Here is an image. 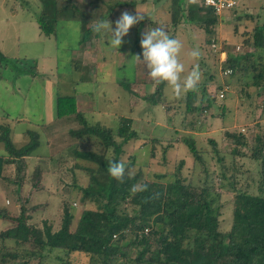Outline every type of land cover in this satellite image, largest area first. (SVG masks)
I'll return each instance as SVG.
<instances>
[{
    "label": "rangeland",
    "instance_id": "rangeland-1",
    "mask_svg": "<svg viewBox=\"0 0 264 264\" xmlns=\"http://www.w3.org/2000/svg\"><path fill=\"white\" fill-rule=\"evenodd\" d=\"M136 1L137 5L129 7L128 11L132 14L141 12L145 18L129 30L118 50L111 48L107 38L99 34L97 38L81 43L83 29L90 25L87 21L61 19L56 36L49 38L41 35L36 17L44 9V0H0V39L6 38L5 51L10 60L8 66L0 70V123L2 115L11 114L7 121L11 124L13 140L17 145L27 142L24 136L26 129H37L41 133V144L35 155L26 159L23 184L31 181V171L40 163L38 155L53 154L67 146L69 150L77 145L87 151L106 152L101 141L95 137L77 139L70 135L71 129L80 126L75 116L55 120L57 95H77V107L83 109L81 111L91 124L101 123L116 130L121 116L133 118V128L138 136L125 144L122 154L124 163L136 161L137 167H143L147 177L157 178L166 174L160 179L170 180L183 160L182 174L187 181L199 190L203 187L212 190L214 204L220 211V229L227 232L233 223L235 190L259 192L260 163L251 156V144L259 129L264 128V88L252 85L253 76L258 72L250 68V61H245L249 66L248 73L243 70L234 75L225 74L223 55L214 52L211 41L207 46L206 40L218 37V45L232 56L252 52L244 41L253 34L257 25L264 24V0H238V7L224 11L219 17L220 23L213 35L188 20L177 30L170 23L166 24L171 21L168 11L170 0H160L162 12L159 13L155 12L152 0ZM49 10L52 12L53 6ZM8 20L14 23L10 25L11 34L7 36L1 30L2 24ZM150 20L164 22L170 37L181 41L183 47L179 59L185 65L184 74L197 63L202 73L198 90L190 91L179 99L174 98L169 86L165 85V97L175 107H171L173 110L170 113L162 104L154 105L144 99L156 91L157 84L147 74L144 64L133 59L135 55L142 54L141 34L147 30ZM109 21L114 29L116 19ZM156 27L154 25L152 29ZM193 49L200 50L199 60L189 57L188 53ZM257 56L258 53L254 56L255 60H258ZM127 83L131 90L126 88ZM221 83L228 86V93L222 101L219 93L216 94V88ZM208 92L216 94L218 99L211 106L212 110L205 111L200 107L206 104ZM189 104L199 106L194 114L187 113ZM222 104L226 106L225 111L220 107ZM44 121L48 124H43ZM192 124H195L194 130H191ZM227 131L244 133L249 139V146L241 147V153L235 155L232 152L235 145L225 138ZM192 133L196 136L201 161L194 160L187 145L181 142L170 149L168 159H164L162 146L169 141L156 142L153 139L170 136L182 139ZM116 139L121 141L118 137ZM211 139L217 141L218 151ZM154 143L159 150L157 157L151 159ZM106 153L114 157L112 149ZM3 154L5 147L0 142V155ZM56 168L57 165H52L47 173L51 188L57 185ZM65 170L61 175L64 179L61 180L63 199L60 203L63 204L72 197L71 187L66 183L72 174ZM17 172V165L8 163L4 176L14 177ZM4 180L0 179V208L19 212L15 202L19 187ZM75 200L78 216L83 204L76 197ZM56 201L59 203V199ZM53 205L54 220L58 224L60 208L56 207L57 204ZM59 206L63 207L62 204ZM88 207L95 208L96 204L90 202ZM4 226L5 222L0 218V229ZM141 248L130 244L129 255L134 258ZM87 261V257L82 255L77 264H87ZM31 264H36V261Z\"/></svg>",
    "mask_w": 264,
    "mask_h": 264
},
{
    "label": "trees",
    "instance_id": "trees-1",
    "mask_svg": "<svg viewBox=\"0 0 264 264\" xmlns=\"http://www.w3.org/2000/svg\"><path fill=\"white\" fill-rule=\"evenodd\" d=\"M136 5V0H44V9L37 22L41 34L50 37L57 35L61 19L87 21L90 25L83 29L81 39V43H87L98 37L91 30L96 20H117L123 11ZM50 6H53L52 12ZM168 9L171 21L166 24L170 23L175 30L188 20L209 35L215 33L222 16L204 0H170ZM147 24V30L154 25L166 26L158 20H150ZM208 39L206 45L210 41H220L214 36ZM244 44L252 52L242 56L228 53L223 69L231 68L233 72L230 75L243 70L248 73L249 66L245 61H250V68L258 72L251 83L262 89L264 24L257 25ZM257 53L258 60H255ZM9 61L0 49V70ZM166 84L157 85L156 91L144 99L154 105L162 104L170 113L175 107L165 97ZM125 86L131 90L128 83ZM225 86L219 84L216 94H220ZM227 93L228 90L224 97L218 94L219 99L222 101ZM216 94L208 92L206 104L200 109L210 110L218 99ZM76 97L57 95L55 120L75 116L80 126L71 129L70 135L77 139L95 137L106 152L112 149L114 157H109L106 152L83 150L78 145L69 150L67 146L53 154L38 155L40 163L35 165L31 181L25 185L22 174L26 158L35 155L41 144V133L37 129H26L24 136L27 142L17 145L11 124L1 122L0 142L4 144L5 154L0 155V179L19 187L15 202L20 211L0 208V218L5 222L0 229V264H31L33 261L36 264H77L82 255L87 257V264H264V128L259 129L251 144V156L260 163L259 192L235 190L233 223L225 232L220 229V211L214 204L212 190L207 187L199 190L187 181L182 174L183 160L170 180L160 179L166 174L157 178L147 177L143 167H137L133 160L125 163L131 169V175L126 173L123 183L112 178L107 172L108 161H123L125 144L138 136L133 128L134 120L121 116L116 130L101 123L91 124L84 112L78 109ZM196 107L199 106L189 104L187 113L194 114ZM220 107L225 111V105ZM190 127L194 130L195 124ZM225 138L235 145L232 150L235 155L241 153V147L250 144L242 132L227 131ZM153 139L156 142L169 141L162 146L164 159H168V152L175 145L185 143L194 160H202L195 133L182 139L175 136ZM211 142L218 151L217 141L211 139ZM158 150L154 143L151 159L157 157ZM71 153L72 157H69ZM8 163L17 165L18 172L14 177L4 176ZM52 165H57L55 177L58 178L54 188L48 184L47 177L44 178ZM63 169L72 174L66 182L71 187L72 197L64 204L60 203L63 199ZM134 185H147V190L133 194ZM75 197L83 204L78 216ZM90 202H94L96 207L89 208ZM53 204L60 208L58 224L54 220ZM61 204L63 207L59 206ZM130 244L142 247L134 258L129 255Z\"/></svg>",
    "mask_w": 264,
    "mask_h": 264
},
{
    "label": "clouds",
    "instance_id": "clouds-1",
    "mask_svg": "<svg viewBox=\"0 0 264 264\" xmlns=\"http://www.w3.org/2000/svg\"><path fill=\"white\" fill-rule=\"evenodd\" d=\"M144 18L145 16L141 12L136 11L135 14H132L125 10L114 22V29L109 20H96L91 30L95 34L106 37L109 46L119 50L124 43L123 38L129 34V30ZM140 46L142 54L135 55L133 59L144 64L147 74L155 84L166 82L174 98L177 99L190 91L198 90L202 76L199 64L197 63L187 74H184L185 65L179 59L183 45L179 39L170 37L163 26L143 31ZM188 55L194 60H199L201 52L199 49H193ZM107 172L120 183L124 182L126 173L131 175V169L127 168L123 161H108ZM146 190L147 185H134L131 191L135 194L138 191Z\"/></svg>",
    "mask_w": 264,
    "mask_h": 264
},
{
    "label": "built area",
    "instance_id": "built-area-1",
    "mask_svg": "<svg viewBox=\"0 0 264 264\" xmlns=\"http://www.w3.org/2000/svg\"><path fill=\"white\" fill-rule=\"evenodd\" d=\"M204 2L207 6L212 7L214 9V11L219 15H222L223 12L226 10H232V9L239 6L238 0H204ZM212 47L215 51H218L220 53V55H223L222 61H225L227 56H228V53L226 54L227 51L224 50L221 46H219L216 41H213ZM219 47H220V49H219ZM238 48H240V46ZM232 72H233V70L231 68H227L225 71V74L230 75ZM227 90H228V86H225L224 90L221 91L219 96L224 97L225 91H227Z\"/></svg>",
    "mask_w": 264,
    "mask_h": 264
},
{
    "label": "crops",
    "instance_id": "crops-1",
    "mask_svg": "<svg viewBox=\"0 0 264 264\" xmlns=\"http://www.w3.org/2000/svg\"><path fill=\"white\" fill-rule=\"evenodd\" d=\"M152 3L154 4V8H155V12H157V13H159V12H162V8H161V6H160V3H161V1L160 0H152ZM8 19V18H7ZM36 20H37V17H36ZM12 23H14V21H9L8 20V22H6V23H3L2 24V30H3V32H2V30H1V33H3V34H5V35H9V34H11L10 33V31H9V27H10V25L12 24ZM39 26V25H38ZM42 35V34H41ZM46 37V36H45ZM51 37V36H50ZM49 37V38H50ZM4 44H6V38L4 39H0V49H1V51H3V53L7 56V54H6V51H5V45ZM8 65H6V66H4V67H7ZM0 78H2V77H0ZM0 81H1V79H0ZM4 82H6L7 83V81L6 80H3ZM78 109H80L79 107H78ZM81 110H83V109H80V111ZM9 118H11V114L10 113H7V115H2V122H4V121H6V122H8L7 121V119H9ZM17 120H19V118L17 119ZM44 122H46V121H44ZM10 123V122H9ZM27 160H28V158H26ZM46 173H45V175H44V178L46 179Z\"/></svg>",
    "mask_w": 264,
    "mask_h": 264
}]
</instances>
